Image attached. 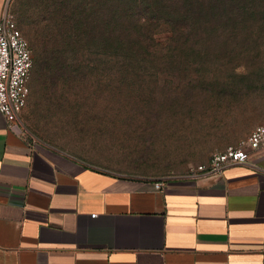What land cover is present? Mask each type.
Returning <instances> with one entry per match:
<instances>
[{
	"label": "rangeland",
	"instance_id": "rangeland-1",
	"mask_svg": "<svg viewBox=\"0 0 264 264\" xmlns=\"http://www.w3.org/2000/svg\"><path fill=\"white\" fill-rule=\"evenodd\" d=\"M130 1L11 0L15 25L37 51H47L52 36L82 40L53 88L34 76L33 48L22 132L33 144L43 140L118 174H190L203 162L199 135L207 144L214 139L206 133L214 120L244 137L264 121V0L214 1L221 16L200 20L188 41L182 18L174 30L162 21L149 33L157 50L128 65H103L90 41L97 20ZM231 7L236 16L227 14Z\"/></svg>",
	"mask_w": 264,
	"mask_h": 264
},
{
	"label": "crops",
	"instance_id": "crops-1",
	"mask_svg": "<svg viewBox=\"0 0 264 264\" xmlns=\"http://www.w3.org/2000/svg\"><path fill=\"white\" fill-rule=\"evenodd\" d=\"M215 122L211 143L199 135L202 163L249 136ZM164 177L104 171L33 144L0 113V264H264L262 153Z\"/></svg>",
	"mask_w": 264,
	"mask_h": 264
},
{
	"label": "trees",
	"instance_id": "trees-1",
	"mask_svg": "<svg viewBox=\"0 0 264 264\" xmlns=\"http://www.w3.org/2000/svg\"><path fill=\"white\" fill-rule=\"evenodd\" d=\"M175 1L178 0H132L127 6L117 4L108 9L110 18L97 20V38L90 39L93 46L97 47V57L101 59L99 62L103 65H128L133 56H142L148 49L157 50L158 45L149 39V33L158 28L162 21L174 25V30L177 23L174 19L182 18L187 26L184 41H188L194 26L200 24V20H207L211 15L221 16L220 10L214 8L216 0H180V4ZM227 14L236 16L237 9L231 7ZM120 15L123 16L119 18ZM230 32L235 33L237 30L231 28ZM26 39L28 40L27 37ZM30 39L36 51L34 76L42 78L46 87L53 88L63 77L59 71L62 62H70L69 54L77 58L80 53L77 46L82 40L75 41L72 38L71 41H65L52 36L46 41L47 51L40 52L37 51L34 40ZM28 42L33 56L32 75L34 52L29 40ZM65 45L69 46L68 50ZM71 45L73 48H70Z\"/></svg>",
	"mask_w": 264,
	"mask_h": 264
},
{
	"label": "built area",
	"instance_id": "built-area-1",
	"mask_svg": "<svg viewBox=\"0 0 264 264\" xmlns=\"http://www.w3.org/2000/svg\"><path fill=\"white\" fill-rule=\"evenodd\" d=\"M32 68L33 56L29 42L15 25L11 12L5 13L0 21V113L9 121L11 128L19 133H23L20 115L30 94ZM251 150L264 155V121L251 131L245 141L230 145L224 151L214 152L207 163L197 165L190 174H210L229 165L246 163ZM162 185L163 181L155 183L158 189Z\"/></svg>",
	"mask_w": 264,
	"mask_h": 264
},
{
	"label": "water",
	"instance_id": "water-1",
	"mask_svg": "<svg viewBox=\"0 0 264 264\" xmlns=\"http://www.w3.org/2000/svg\"><path fill=\"white\" fill-rule=\"evenodd\" d=\"M10 2H11V0H7V4H6V9H5V13H6V15H7V13L9 12V7H10ZM21 122H22V120H21ZM42 143H45V144H48V143H46V142H44L43 140H40ZM50 145V144H49ZM92 166H95V165H92ZM95 167H97V166H95ZM97 168H99V169H102V170H104V171H110V170H107V169H103V168H101V167H97ZM204 174H207V173H202V174H197V175H204ZM197 175H192V176H197ZM161 178H165V177H161Z\"/></svg>",
	"mask_w": 264,
	"mask_h": 264
}]
</instances>
